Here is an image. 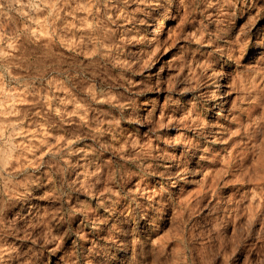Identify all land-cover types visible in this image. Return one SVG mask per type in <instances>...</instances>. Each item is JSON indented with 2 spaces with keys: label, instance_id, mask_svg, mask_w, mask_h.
Here are the masks:
<instances>
[{
  "label": "rangeland",
  "instance_id": "1",
  "mask_svg": "<svg viewBox=\"0 0 264 264\" xmlns=\"http://www.w3.org/2000/svg\"><path fill=\"white\" fill-rule=\"evenodd\" d=\"M8 2L14 8L7 18L0 8V209H3L0 216L4 221L17 219L18 226H26L24 221H31L37 214L45 219L50 216L59 219V215H63V200L57 198L60 174L56 172L59 166L56 161L69 165L63 174L66 179L71 181L79 176L83 181L87 162L103 164L107 160H119L110 152L89 153L85 159L84 151L77 150L97 146V141L86 134V124H91L96 117L110 119L102 113L119 119V105L131 99L138 106L135 119L121 120L119 127L126 130L125 135L128 132L136 134L141 143L149 135L153 136V147L166 148L174 157L157 163L160 171L167 166L174 174L166 186L174 199L186 202L191 219L189 212L183 213L182 219L187 227L193 228L197 223L205 225L207 220L216 217L227 219V228L221 230L223 235L213 240L224 252L226 264H257L264 246V195L260 194L264 186V143H261L262 134L258 130L254 136L250 135L253 128L248 125L264 116V109L258 103L250 105L246 98L240 109L229 114L227 109L243 94L230 92L224 96L228 103L224 105L223 116L217 115L220 109L216 107V99L199 100L193 112V103L189 101L195 102L199 93L207 89L169 93V87L181 63L177 57H182V62L190 66L184 69L185 75H199L197 64L211 48L181 37L197 35L201 23L208 24L210 30L217 22L231 23L243 33L251 22L255 31V27L264 26V0H248V3L243 0H183L182 4L180 0L171 4L167 0ZM249 50L250 55H255V48ZM109 53L121 61L133 63L136 71L106 63L112 58ZM76 65L81 68L88 65V68L85 69L86 78L75 86L64 81L63 75L52 72L53 67L64 73ZM235 74L233 72V77ZM129 80L133 82L131 87ZM61 82H64L63 87ZM191 83L195 85L197 80L193 78ZM256 85L252 87L251 97H258L264 89L259 77ZM186 86L176 83L177 89ZM81 87L87 88V95L96 99L87 103L83 99L86 94L79 91ZM240 87L247 89L249 85L244 83ZM37 91L41 95L47 93L51 99L47 115L34 105L37 97L33 93ZM57 97L67 103L60 104ZM53 108H58L60 114H52ZM37 111L41 112L40 116L34 115ZM189 112L192 117L199 114L207 120L203 134L198 135L197 130L178 124L182 118L195 123ZM124 114H133V108H125ZM61 116L65 119H60ZM154 126H159V140L150 131ZM111 135L101 136V142L108 141ZM165 140L176 143L166 146ZM50 170L56 173L53 183L49 182ZM89 170H94V166ZM108 172L105 168V175L94 191L104 190ZM26 178L31 194L22 196L24 188L18 186L17 181ZM77 196L85 199L83 194L73 193L71 203H76ZM88 199L95 205L102 197ZM79 219L73 218V227ZM50 222L56 226L55 219ZM67 227L68 224L61 221L54 232ZM173 227L169 219L158 233V239L168 248L187 234L173 231ZM5 239L22 252L32 243L12 235ZM64 243H69L68 238ZM233 250L234 255H230ZM48 255L45 250L43 256ZM212 264H219V260Z\"/></svg>",
  "mask_w": 264,
  "mask_h": 264
},
{
  "label": "clouds",
  "instance_id": "2",
  "mask_svg": "<svg viewBox=\"0 0 264 264\" xmlns=\"http://www.w3.org/2000/svg\"><path fill=\"white\" fill-rule=\"evenodd\" d=\"M243 2L248 3V0H243ZM180 3L182 4L183 0H180ZM0 8H3L4 16L7 18L14 5L8 0H3L0 3ZM209 24H211V20H209ZM181 38L201 46L209 45L211 48L206 54H203V59L197 64L200 69L199 75H185L184 69L190 66L182 62V57H177L181 63L177 68L176 75L172 77L169 93L177 90L183 93L193 88H206L207 91L199 93L195 102L189 101L193 103L192 111L195 112L199 100L210 101L217 98V93L221 89L219 81H222L226 85L224 96L230 95V92L243 93L237 97V102L227 109L229 114L240 109L246 98L250 105L258 103L259 107L264 109V89H261L258 97H251L252 87L257 86L256 78L259 77L260 81L264 83V26L255 27V31H253V24L249 22L244 32L241 33L239 27L231 23L217 22L215 28L211 30L208 24L201 23L197 28V35ZM253 48L256 49V53L250 55L249 49ZM108 55H111L112 58L105 61L106 63H112L127 71H136L133 68V63L121 61L111 53ZM245 57H247L246 60ZM87 68L88 65H84L83 68L76 65L68 71L60 73L57 68L53 67L52 72L63 75L64 81L75 86L76 82H83L86 78L85 69ZM233 72L236 73L235 77L232 75ZM193 78L197 80L195 85L191 83ZM177 82L187 86L177 89ZM244 83L249 85L247 89L240 87ZM128 84L130 87L133 86L131 80L128 81ZM61 86H64V82H61ZM79 91L86 94L83 99L87 103L96 99L95 96L87 95L88 89L85 87H81ZM33 95L37 97L34 100V105L43 109L44 114L47 115V106L51 103L47 93L41 95L37 91ZM57 100L60 104L67 103V101L59 100L58 97ZM227 103L228 101L225 99L222 104L216 105L220 109L217 113L218 116L224 115V105ZM127 107L133 108V114L127 116L124 114V109ZM136 107L138 106L135 100L130 99L128 103L119 105V119L111 116L110 113L101 114L110 116V119L107 120L100 117L94 118L91 124L85 126L88 128L86 134L97 141V146L77 150L84 151L85 159L89 153L110 152L113 158L119 157V160L115 162L107 160L103 164L95 161L87 162L83 172V181L79 176L71 181L66 179L63 174L69 165L67 163L60 165V161H56L59 165L56 172L60 174L57 198L63 200L61 205L63 215H59V219L56 216L45 219L37 214L32 216L31 221H24L26 226H18L17 219L5 222L0 216V264H212L216 260H219V264H226L223 259L224 252L213 244V240L219 239L223 235L221 230L227 228L228 220L216 217L207 220L205 225L197 223L193 228H188L182 219L185 212H189V219H191L186 202L174 199L166 186L174 174L168 170L167 166L164 171H160V165L157 163V161L174 159V157L167 152L166 148L161 149L159 145L154 148L153 136L149 135L141 143L136 134L128 132L125 135L126 130L119 127L121 120L135 119ZM51 111L52 114H60L58 108H53ZM34 115L40 116L41 112L37 111ZM85 115H87V111ZM189 117L195 123H188L186 122L187 118H182L178 124L197 130L198 135L203 134L202 130L208 126L207 120L199 114L192 117L191 112H189ZM225 118L227 119V117ZM60 119H65V116H61ZM105 124L108 125L107 128L104 127ZM49 126L55 127L51 124ZM248 128H253V132L250 134L253 136L258 130L262 134L261 143H264V116L254 119ZM150 131L155 134V139H160L159 126H154ZM106 133L112 134L110 139L101 142L100 137ZM164 143L166 146L175 145L176 141L165 140ZM188 143L191 144V141ZM59 151L57 149V152ZM55 157L56 153L54 152L53 158L55 159ZM60 159L63 160L64 157L61 156ZM93 166L94 170H89ZM105 168H108L109 172L104 181V190L94 191L95 186L101 183L105 175ZM55 179L56 173L50 170L49 182L53 183ZM17 185L24 188V192L20 195L31 194L27 178L17 181ZM73 193L83 194L85 199L81 200L77 196L76 203L73 204L71 203ZM260 194L264 195V186H261ZM89 197H102V199H97L96 204L93 205L92 201L88 199ZM43 198L41 197V199ZM244 198L246 199L247 196ZM2 211L3 209H0V213ZM74 217H80L79 223L75 227L72 226ZM19 219L24 218L20 217ZM52 219L56 220V226L64 221L68 227L65 230L54 232L56 226L51 224ZM169 219L172 220L173 231L179 230L181 233H187L171 248L158 239L161 225L166 226ZM10 228L11 231H9ZM195 228L200 230L196 231ZM9 235L15 236L21 241H31V246L27 251L22 252L17 245L7 243L5 238ZM65 238L69 240L66 245ZM45 250L49 253L46 257L43 256ZM234 253L235 250L230 255H234ZM259 256L261 259L257 261V264H264V246L261 247Z\"/></svg>",
  "mask_w": 264,
  "mask_h": 264
},
{
  "label": "bare ground",
  "instance_id": "3",
  "mask_svg": "<svg viewBox=\"0 0 264 264\" xmlns=\"http://www.w3.org/2000/svg\"><path fill=\"white\" fill-rule=\"evenodd\" d=\"M169 2V0H167ZM174 0H171V3L173 2ZM170 3V4H171ZM170 13V11H169ZM146 32V31H145ZM161 34V33H160ZM221 83V89L220 91L217 93V98H216V104H221L224 100V95H223V92H224V84L222 83V81H219ZM173 188H176V185H174Z\"/></svg>",
  "mask_w": 264,
  "mask_h": 264
}]
</instances>
